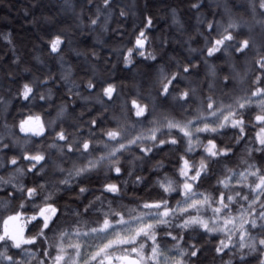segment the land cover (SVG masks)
Instances as JSON below:
<instances>
[{
	"label": "trees",
	"instance_id": "trees-1",
	"mask_svg": "<svg viewBox=\"0 0 264 264\" xmlns=\"http://www.w3.org/2000/svg\"><path fill=\"white\" fill-rule=\"evenodd\" d=\"M239 2L0 0V264H98L147 226L125 253L264 264V48L216 33ZM17 214L37 217L21 249Z\"/></svg>",
	"mask_w": 264,
	"mask_h": 264
},
{
	"label": "rangeland",
	"instance_id": "rangeland-1",
	"mask_svg": "<svg viewBox=\"0 0 264 264\" xmlns=\"http://www.w3.org/2000/svg\"><path fill=\"white\" fill-rule=\"evenodd\" d=\"M209 5L223 7V0H206ZM249 0H240L238 4V11H241L245 14L246 17H240L241 15L238 11H233L231 6L227 7V11L222 15V19L220 23H218V31H216L217 35H222L231 30H242L246 33L249 38L248 42L252 45L254 51H261L264 48V33H263V24L262 19L259 15H257L256 11L251 6H246V3ZM226 7V6H225ZM236 12V13H235ZM206 23V17L203 13H199L196 17V27L199 32L202 31L204 25ZM217 44H220V40L218 38L215 39ZM217 44L209 43V39L205 40L204 46L200 48L187 47L186 48V56L188 61H192L194 59L203 58L206 53L212 51ZM136 109L139 114H141V108L136 106ZM23 129L26 131H30L31 133L38 134L40 132L39 121L28 120L23 125ZM52 212L51 208L41 212L39 217H41L46 224L49 223L50 213ZM37 217H25L21 214H17L14 216H10L6 219L3 224L2 237L4 236L7 240L12 243V247L15 249H21L22 247L29 245L33 242V239L27 237V228L31 221H33ZM206 225V222L201 219H193L191 220V225ZM147 227H141L129 237H120L112 241L109 246H107L106 251L101 254V259L98 264H121L124 257L131 256L137 258L141 264H178L181 260L178 253L173 252V249H169L171 257L166 255L163 251L164 249L158 248V246L152 247V249H135L136 254L133 256L132 254H127L124 252V247L128 246V244L135 243L136 239L145 231H147ZM149 230V229H148ZM3 237V239H5ZM163 258H161V257ZM158 260L160 262H158ZM69 264H78V260L72 261Z\"/></svg>",
	"mask_w": 264,
	"mask_h": 264
},
{
	"label": "water",
	"instance_id": "water-1",
	"mask_svg": "<svg viewBox=\"0 0 264 264\" xmlns=\"http://www.w3.org/2000/svg\"><path fill=\"white\" fill-rule=\"evenodd\" d=\"M122 264H141V262L135 257L127 256L123 258Z\"/></svg>",
	"mask_w": 264,
	"mask_h": 264
},
{
	"label": "flooded vegetation",
	"instance_id": "flooded-vegetation-1",
	"mask_svg": "<svg viewBox=\"0 0 264 264\" xmlns=\"http://www.w3.org/2000/svg\"><path fill=\"white\" fill-rule=\"evenodd\" d=\"M122 263H123V260H122ZM122 263H121V264H122Z\"/></svg>",
	"mask_w": 264,
	"mask_h": 264
}]
</instances>
